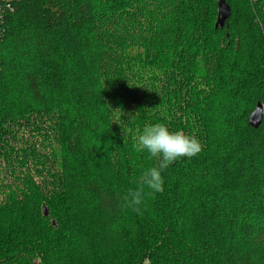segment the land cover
I'll return each mask as SVG.
<instances>
[{
    "label": "trees",
    "instance_id": "16d2710c",
    "mask_svg": "<svg viewBox=\"0 0 264 264\" xmlns=\"http://www.w3.org/2000/svg\"><path fill=\"white\" fill-rule=\"evenodd\" d=\"M259 103L264 0H0V264H264ZM156 123L202 150L138 214Z\"/></svg>",
    "mask_w": 264,
    "mask_h": 264
},
{
    "label": "clouds",
    "instance_id": "9594fccd",
    "mask_svg": "<svg viewBox=\"0 0 264 264\" xmlns=\"http://www.w3.org/2000/svg\"><path fill=\"white\" fill-rule=\"evenodd\" d=\"M141 149H146L150 158H158L157 167H152L142 173L135 189H129L123 197L126 207L133 212L141 213L144 205L145 188L150 193L164 191V179L161 173L178 158H193L202 150V145L195 136H190L182 131L170 132L163 123L146 126L143 134L138 137Z\"/></svg>",
    "mask_w": 264,
    "mask_h": 264
},
{
    "label": "water",
    "instance_id": "95a60500",
    "mask_svg": "<svg viewBox=\"0 0 264 264\" xmlns=\"http://www.w3.org/2000/svg\"><path fill=\"white\" fill-rule=\"evenodd\" d=\"M225 19L226 17L222 19V24H221L222 26L225 22ZM263 116H264V106L259 103L249 118L250 127L253 129H258L262 124ZM44 214L45 216H48V211L46 208H44Z\"/></svg>",
    "mask_w": 264,
    "mask_h": 264
},
{
    "label": "built area",
    "instance_id": "2783aa9c",
    "mask_svg": "<svg viewBox=\"0 0 264 264\" xmlns=\"http://www.w3.org/2000/svg\"><path fill=\"white\" fill-rule=\"evenodd\" d=\"M8 7H10V6L8 5Z\"/></svg>",
    "mask_w": 264,
    "mask_h": 264
}]
</instances>
